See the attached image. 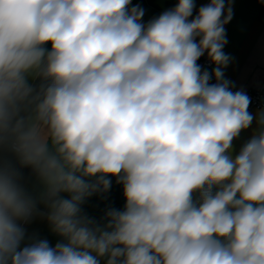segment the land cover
I'll return each mask as SVG.
<instances>
[{"label": "clouds", "instance_id": "9594fccd", "mask_svg": "<svg viewBox=\"0 0 264 264\" xmlns=\"http://www.w3.org/2000/svg\"><path fill=\"white\" fill-rule=\"evenodd\" d=\"M231 4L144 24L131 0H0V264H264V110L225 78ZM109 177L125 205L97 221L81 205Z\"/></svg>", "mask_w": 264, "mask_h": 264}, {"label": "crops", "instance_id": "0c3cea01", "mask_svg": "<svg viewBox=\"0 0 264 264\" xmlns=\"http://www.w3.org/2000/svg\"><path fill=\"white\" fill-rule=\"evenodd\" d=\"M210 0H194L195 9L198 11ZM178 0H131V6L139 5L144 9L142 23L147 24L150 20L158 17L164 11L173 9ZM233 17L225 25L226 38L228 43L223 51L232 59L228 67L224 69L225 78L231 81L234 87L245 92H253L264 87V3L257 0H232ZM47 47L50 49L51 45ZM209 60L207 52L198 60ZM215 65L212 64L210 73ZM215 78L210 83H215ZM260 110H254L250 113L255 116ZM257 127L255 120L251 127L241 132L240 137L233 142V155L238 153L241 145L248 140L253 130ZM20 172L27 181V186L34 193L39 192V187L32 176L31 169L20 168ZM111 179L110 190L103 194H94L88 197L81 205L82 212L89 217L100 221L104 213L109 208L123 210L125 197L123 195V186L116 183L115 177ZM68 198L67 193L61 194ZM38 210L43 211V205H38ZM27 234L35 235L38 239L49 237L57 242L61 239L50 231L46 219L40 216L34 217L30 223L25 224Z\"/></svg>", "mask_w": 264, "mask_h": 264}, {"label": "built area", "instance_id": "2783aa9c", "mask_svg": "<svg viewBox=\"0 0 264 264\" xmlns=\"http://www.w3.org/2000/svg\"><path fill=\"white\" fill-rule=\"evenodd\" d=\"M198 11L194 8L192 17L189 19H193L197 15ZM197 63L201 66L202 71L210 69L212 67V63L209 60H201L197 61ZM235 87L232 88V91H237ZM245 92V91H244ZM250 98L249 112L254 110H264V87L253 91V92H245Z\"/></svg>", "mask_w": 264, "mask_h": 264}, {"label": "trees", "instance_id": "16d2710c", "mask_svg": "<svg viewBox=\"0 0 264 264\" xmlns=\"http://www.w3.org/2000/svg\"><path fill=\"white\" fill-rule=\"evenodd\" d=\"M258 2H262V3H264V0H257ZM42 239H46V240H48V242H49V244L51 245V246H55V244L57 243V241L56 240H54V239H52V238H49V237H44V238H42Z\"/></svg>", "mask_w": 264, "mask_h": 264}]
</instances>
